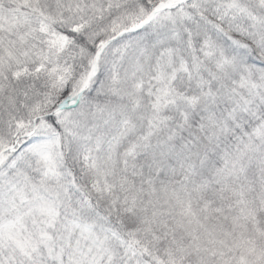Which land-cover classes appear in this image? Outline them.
Masks as SVG:
<instances>
[{"label":"snow or ice","instance_id":"obj_1","mask_svg":"<svg viewBox=\"0 0 264 264\" xmlns=\"http://www.w3.org/2000/svg\"><path fill=\"white\" fill-rule=\"evenodd\" d=\"M0 264H264V0H0Z\"/></svg>","mask_w":264,"mask_h":264}]
</instances>
